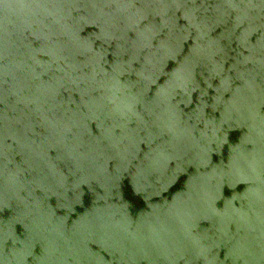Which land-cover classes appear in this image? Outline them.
Listing matches in <instances>:
<instances>
[{"label": "water", "instance_id": "obj_1", "mask_svg": "<svg viewBox=\"0 0 264 264\" xmlns=\"http://www.w3.org/2000/svg\"><path fill=\"white\" fill-rule=\"evenodd\" d=\"M0 264H264V0H0Z\"/></svg>", "mask_w": 264, "mask_h": 264}]
</instances>
